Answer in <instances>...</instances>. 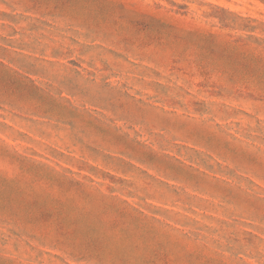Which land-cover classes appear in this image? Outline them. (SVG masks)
I'll return each instance as SVG.
<instances>
[{
    "label": "rangeland",
    "instance_id": "1",
    "mask_svg": "<svg viewBox=\"0 0 264 264\" xmlns=\"http://www.w3.org/2000/svg\"><path fill=\"white\" fill-rule=\"evenodd\" d=\"M0 264H264V0H0Z\"/></svg>",
    "mask_w": 264,
    "mask_h": 264
}]
</instances>
